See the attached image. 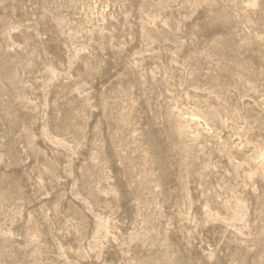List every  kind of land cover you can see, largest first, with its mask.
<instances>
[{
    "label": "rangeland",
    "instance_id": "374dc122",
    "mask_svg": "<svg viewBox=\"0 0 264 264\" xmlns=\"http://www.w3.org/2000/svg\"><path fill=\"white\" fill-rule=\"evenodd\" d=\"M0 264H264V0H0Z\"/></svg>",
    "mask_w": 264,
    "mask_h": 264
}]
</instances>
